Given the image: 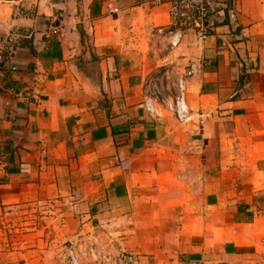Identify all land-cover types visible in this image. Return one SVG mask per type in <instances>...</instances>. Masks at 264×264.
Instances as JSON below:
<instances>
[{"label":"crops","instance_id":"crops-1","mask_svg":"<svg viewBox=\"0 0 264 264\" xmlns=\"http://www.w3.org/2000/svg\"><path fill=\"white\" fill-rule=\"evenodd\" d=\"M210 3L171 49L159 0H0V225L45 204L116 218L122 264H264V0Z\"/></svg>","mask_w":264,"mask_h":264},{"label":"rangeland","instance_id":"rangeland-1","mask_svg":"<svg viewBox=\"0 0 264 264\" xmlns=\"http://www.w3.org/2000/svg\"><path fill=\"white\" fill-rule=\"evenodd\" d=\"M174 93L165 87L158 97L167 107ZM66 219L45 204L7 210L0 225V260L3 264H113L122 259L113 232L116 218H86V226L72 230L65 227Z\"/></svg>","mask_w":264,"mask_h":264},{"label":"built area","instance_id":"built-area-1","mask_svg":"<svg viewBox=\"0 0 264 264\" xmlns=\"http://www.w3.org/2000/svg\"><path fill=\"white\" fill-rule=\"evenodd\" d=\"M170 8V28H157V33L166 35L169 47L176 48L181 41L184 29H192L197 33L198 39L203 41L208 35L206 19L211 11L210 0H159ZM4 60L3 49L0 47V62ZM184 86L182 79L178 81L177 95L167 103V108L172 111L180 122L189 119V110L184 100ZM113 264H122V261Z\"/></svg>","mask_w":264,"mask_h":264}]
</instances>
